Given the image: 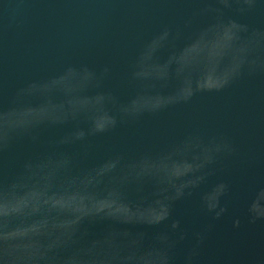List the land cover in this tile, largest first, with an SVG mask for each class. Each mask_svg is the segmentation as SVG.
I'll list each match as a JSON object with an SVG mask.
<instances>
[{
	"label": "water",
	"instance_id": "water-1",
	"mask_svg": "<svg viewBox=\"0 0 264 264\" xmlns=\"http://www.w3.org/2000/svg\"><path fill=\"white\" fill-rule=\"evenodd\" d=\"M0 264H264V0H0Z\"/></svg>",
	"mask_w": 264,
	"mask_h": 264
}]
</instances>
